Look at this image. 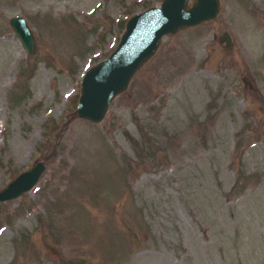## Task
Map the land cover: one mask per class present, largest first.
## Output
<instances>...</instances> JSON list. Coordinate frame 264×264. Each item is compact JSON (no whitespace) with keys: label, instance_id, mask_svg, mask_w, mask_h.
Segmentation results:
<instances>
[{"label":"rangeland","instance_id":"obj_1","mask_svg":"<svg viewBox=\"0 0 264 264\" xmlns=\"http://www.w3.org/2000/svg\"><path fill=\"white\" fill-rule=\"evenodd\" d=\"M159 1L0 0V188L44 162L0 202V264H264V0H219L99 124L73 113L83 70Z\"/></svg>","mask_w":264,"mask_h":264},{"label":"water","instance_id":"obj_2","mask_svg":"<svg viewBox=\"0 0 264 264\" xmlns=\"http://www.w3.org/2000/svg\"><path fill=\"white\" fill-rule=\"evenodd\" d=\"M219 0H160L130 15L123 24L119 38L103 59L85 68L80 75L78 96L73 113L76 117L99 124L111 101L123 93L135 72L154 54L165 35L196 27L215 19ZM264 18V8L262 10ZM22 51L33 53L35 39L21 15L7 20ZM224 49L230 47L227 33L218 37ZM44 171V162L35 161L0 188V202L13 200L30 191Z\"/></svg>","mask_w":264,"mask_h":264},{"label":"flooded vegetation","instance_id":"obj_3","mask_svg":"<svg viewBox=\"0 0 264 264\" xmlns=\"http://www.w3.org/2000/svg\"><path fill=\"white\" fill-rule=\"evenodd\" d=\"M223 33H225V32H223ZM229 36V35H228ZM229 39H230V37H229ZM224 43V42H223ZM230 45H231V42H230ZM223 47H224V45H223Z\"/></svg>","mask_w":264,"mask_h":264}]
</instances>
